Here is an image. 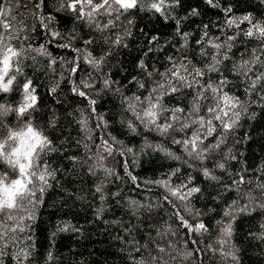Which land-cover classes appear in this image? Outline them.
Wrapping results in <instances>:
<instances>
[{
	"label": "snow or ice",
	"instance_id": "snow-or-ice-1",
	"mask_svg": "<svg viewBox=\"0 0 264 264\" xmlns=\"http://www.w3.org/2000/svg\"><path fill=\"white\" fill-rule=\"evenodd\" d=\"M53 2L58 5L56 11L71 13L89 29L80 46L74 47L71 43L77 38L75 34L66 37L56 29V16L44 14L47 0H33L31 16L38 20L48 37L46 45L33 47L30 37L35 27L23 18L17 19V15L22 17L20 0H0V264H34L36 209L42 203L43 193L57 180L59 171L49 162L50 155L60 151L52 135L57 128L58 116L55 110H49L47 117L37 116L43 106L34 80L24 71L26 66H31L26 65L29 58L35 60L37 57L45 58L47 67L54 70L57 58L49 51L48 45L71 48L75 53L70 61L61 59L62 65H70L67 77L62 75L61 79L69 82L74 96L86 102V107L68 114L73 116L84 134L76 143L83 145L86 151L82 158L71 156L68 159L78 163L86 175L98 177L103 174L95 184V192L100 194L101 201L106 199L105 187L109 178H120L107 161L116 155H131L135 164L138 157L133 147L125 146L111 133L105 132L110 122L103 113L97 112L96 107L101 93L119 94L122 112L126 114L121 115L119 123L130 133L138 134L142 128L158 137L156 142L145 140L140 152L151 149L182 161L189 169L216 182L223 178L216 174L217 170L231 176L230 162L237 159L232 145L238 143L235 137L242 118L255 115L249 113L250 105L256 103L264 107V19H257L251 13L236 16L232 7L221 6L220 0H204L209 8L221 11L222 21L213 24L220 35L210 33L208 24L202 26L196 39L197 59L190 55L192 34L183 30L182 21L199 16L200 11L192 8L186 16L177 18L173 13L182 7V0ZM23 7L28 8V4L24 3ZM140 12L158 15L165 22L174 20L179 47L173 45L175 54L165 58L163 70L140 60L137 67L142 70L143 78L133 76L129 83L135 85L136 91L126 95L118 86L119 82L104 69L116 49L128 47L131 27ZM158 41L159 37L154 35L148 39V45ZM238 43L245 45L239 57L233 52ZM154 50L148 47L145 55ZM82 65H87L91 71ZM81 72L84 75H78ZM59 88L60 80H57L49 88V93L56 95ZM241 89L243 97L238 95ZM56 103H61L59 95ZM97 130L101 134L94 138ZM123 166L125 174L135 184L137 177L128 171L126 160ZM180 172L181 167H176L165 173L162 179L144 182L164 190L162 203L127 201L128 212L138 220L148 222L144 242L135 237L131 240L132 251L139 256L138 259L134 257V264H186L193 256L200 259L206 252L219 256L222 261H238L237 250L231 245L233 224L240 213L250 214L259 209L264 214V179L257 177L253 186V182L246 179L244 170L232 176L224 185L225 189L231 190L235 186L239 198L246 202L238 206V201L233 200L224 207L222 219L217 221L219 234L214 243L201 248L198 246L201 241L191 239V244L196 247L188 249V240L181 243L172 239L178 235L179 229H186L185 235L188 236H204L209 233V228L199 219L201 213L194 212L190 203L192 197L201 193L196 178L188 175L181 179ZM173 177L178 182L174 183ZM119 195V192L112 193L113 197ZM164 204L171 210L169 219L174 218L178 227L174 228L166 220L164 225L155 229L153 236L150 221L154 219L153 213ZM103 211L101 206L97 215ZM68 227L65 224L57 231H66ZM250 234L264 240V224L256 233ZM52 259L49 251L45 260L51 262Z\"/></svg>",
	"mask_w": 264,
	"mask_h": 264
},
{
	"label": "trees",
	"instance_id": "trees-1",
	"mask_svg": "<svg viewBox=\"0 0 264 264\" xmlns=\"http://www.w3.org/2000/svg\"><path fill=\"white\" fill-rule=\"evenodd\" d=\"M24 3L28 4V8L23 7ZM20 4L19 12L22 17L17 15V19L23 18L35 27L30 37L32 46L46 45L47 35L40 27L38 20L31 16L33 0H20ZM220 4L231 6L236 16L251 13L257 19H264V3L261 0H220ZM13 6L15 7V3ZM57 7V3L53 0H47L43 9L44 14L56 16V29L66 37L75 34L77 38L71 43L74 47L80 46L82 40L87 37L89 29L83 21L75 20L71 13L56 11ZM192 8H198L200 15L182 21V27L183 30L192 34L189 40V46L192 49L190 55L196 57V49H198L196 39L201 34L202 26L208 24L210 33L220 35L213 24L222 21V13L219 9L209 8L204 0H182V7L173 15L177 18L186 16ZM131 32L132 36L127 40L128 47L116 49L104 69L105 72H110L112 79L119 82L118 86L126 95L136 91L135 85L129 83L132 77L143 78L142 70L137 67L140 60L163 70L165 58L175 54L173 45L176 48L179 47V37L175 36L174 20L165 22L158 15L140 12L134 19ZM154 35L159 37L157 42L159 48L157 44L148 45V39ZM48 47L57 58L54 70L47 67V60L43 57H37L35 60L29 58L26 65L31 66H26L24 69L25 73L34 80L43 106L37 116L47 117L49 110H55L58 116L57 128L53 130L52 135L56 138L57 147L60 148L59 152L52 153L49 157L51 167L59 169L56 173L57 180L53 181L52 187L43 193L42 203L36 209L37 218L33 225V236L37 246L34 264H134V257L138 259L139 256L132 251L131 240L135 237L141 243L144 242L148 222L132 216L127 210V201L162 203L164 190L155 184L144 182L162 179L165 173L171 172L176 167H181V172L178 174L181 179H185L188 175L196 178L195 183L201 188V193L192 197L190 203L194 212L201 213L199 219L208 226L209 233L204 236H188L185 235L186 229H179L178 235L172 239L181 243L188 240V249L196 247L191 244V239L201 241L198 245L201 248L208 243H214L219 234L217 221L222 219L224 207L231 204L233 200L238 201V206L246 202L239 198L235 186L231 190H226L224 185L242 170L246 179L253 182V186L257 177L264 179V107L256 103L250 105L249 113L255 115L252 118H242L235 137L238 143L232 145L237 159L230 162L231 176L217 170L216 174L222 175L223 178L216 182L202 177L198 171L189 169L183 165L182 161L170 159L151 149L140 152L145 140L156 142L158 137L155 133L147 132L142 128L138 130V134L130 133L124 125L119 123L121 115H126L122 112L119 94L101 93L97 97L96 107L97 112L103 113L110 122V127L105 132L111 133L125 146L133 147L138 153L135 164L132 162L131 155L124 157L116 155L107 161L120 178H109L105 187L106 199L101 201L100 194L95 192V184L103 178V174H99L98 177L86 175L78 163L74 164L68 159L71 156L82 158L86 151L83 145L76 143L84 134L79 130V125L75 123L73 116L68 115L75 113L78 108L86 107V102L74 96L70 91L69 82L61 79L62 75L67 77V69L70 67L66 63L62 65L61 59L70 61L75 53L71 48H59L55 45H48ZM148 47L155 50L145 55ZM244 50V43H238L233 52L239 57ZM196 58L199 59V57ZM82 68L91 71L87 65H82ZM78 75L82 76L84 73L81 72ZM57 80H60V88L56 95H52L49 93V88ZM57 95L60 96L61 103H56ZM238 95L243 97L242 89ZM92 123L94 124L95 121ZM100 134L97 130L93 134L94 138ZM229 143L232 144V141ZM125 160L128 171L137 177L135 184L125 174L123 166ZM172 180L174 183L178 182L176 177ZM137 185L140 186L137 187ZM115 192H119L120 195L113 197L112 193ZM37 195L40 196L39 193ZM101 206L104 211L97 215V210ZM170 213L171 210L166 204L153 213L154 219L150 221L153 225L151 229L153 236H155V229L164 225L166 220L174 228L178 227L174 218L169 219ZM142 215L147 216L145 213ZM65 224L69 225L68 230L57 231L58 227H63ZM261 224H264V214L259 209L250 214L237 215L233 224L231 245L237 250L238 261H222L219 256L206 252L201 254L200 259L193 256L186 264H264V240L250 234L256 233ZM49 251L53 256L51 262L45 260Z\"/></svg>",
	"mask_w": 264,
	"mask_h": 264
}]
</instances>
